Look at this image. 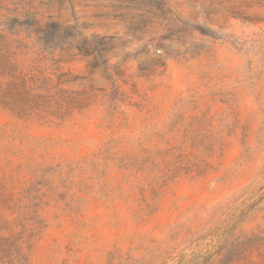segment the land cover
Listing matches in <instances>:
<instances>
[{
	"label": "rangeland",
	"instance_id": "rangeland-1",
	"mask_svg": "<svg viewBox=\"0 0 264 264\" xmlns=\"http://www.w3.org/2000/svg\"><path fill=\"white\" fill-rule=\"evenodd\" d=\"M0 20L51 102L92 97L0 107V264H264V0H0Z\"/></svg>",
	"mask_w": 264,
	"mask_h": 264
},
{
	"label": "trees",
	"instance_id": "trees-1",
	"mask_svg": "<svg viewBox=\"0 0 264 264\" xmlns=\"http://www.w3.org/2000/svg\"><path fill=\"white\" fill-rule=\"evenodd\" d=\"M33 20V33L40 37L45 33L60 35L65 29L62 24L52 21L47 27L41 28L36 23L34 16H27ZM22 25V24H21ZM72 28V27H71ZM18 33L10 26L3 25L0 20V107L8 110L20 118L38 116L42 119H49L56 116L59 119L64 117L73 109H80L92 101L89 93H82V98L76 102L53 103V96L49 94L48 82L43 81L31 72L26 73L16 63L13 42ZM83 103V104H82ZM62 115V116H59ZM64 115V116H63ZM61 117V118H60Z\"/></svg>",
	"mask_w": 264,
	"mask_h": 264
}]
</instances>
